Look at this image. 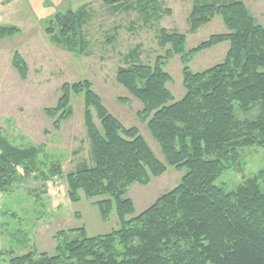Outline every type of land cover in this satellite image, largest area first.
<instances>
[{"label": "trees", "instance_id": "trees-1", "mask_svg": "<svg viewBox=\"0 0 264 264\" xmlns=\"http://www.w3.org/2000/svg\"><path fill=\"white\" fill-rule=\"evenodd\" d=\"M142 1L146 3L138 12L158 21L161 4L157 0L103 3L128 11L130 3L140 5ZM215 15L220 16L226 33L212 35L185 52V36L161 28L158 45L170 46L163 57L152 67L133 63L117 69L116 82L141 103L138 116L146 121L165 165L136 128H124L108 113L89 82L61 86L56 106L44 113L58 130L70 117L71 95L83 93L90 155L89 167L65 176L67 197L77 202L82 191L87 199L101 198L94 203L101 219L106 221L114 207L120 226L94 237H87L83 228L61 231L55 236L54 254L34 250L11 258L9 264H264V168L232 192L215 185L236 162L241 148L264 149V27L242 2L192 0L189 32L195 33ZM82 16L81 10L57 16L59 33L51 40L65 48L71 46ZM49 30L45 28L47 34ZM17 31L0 27V40ZM225 42L229 48L222 63L199 73L182 68L185 93L174 101L166 87L171 78L163 71L165 62L179 55L184 65L195 53ZM12 65L24 79L27 68L19 54L13 55ZM39 151L13 147L0 134V194L39 170ZM166 166L186 172L173 190L132 216L133 204L124 197L127 188L147 185L165 173ZM53 177H61L59 167L50 170L45 180ZM76 231L80 237L68 235Z\"/></svg>", "mask_w": 264, "mask_h": 264}, {"label": "rangeland", "instance_id": "rangeland-1", "mask_svg": "<svg viewBox=\"0 0 264 264\" xmlns=\"http://www.w3.org/2000/svg\"><path fill=\"white\" fill-rule=\"evenodd\" d=\"M160 18L151 20L141 15V5L132 4L128 11L117 10L103 0H0V27L18 31L0 40V134L19 149H39L38 171L19 179L6 194H0V264L11 258L36 250L54 254L59 232L83 228L87 237L106 235L119 228L113 209L106 221L94 204L101 198L87 199L82 191L72 203L67 197L65 176L90 166L89 144L84 128V96L71 95L70 117L53 128V120L44 111L56 106L63 84L87 81L99 96L108 113L124 128H136L154 156L165 165L160 147L152 138L138 113L141 103L133 98L115 79L118 68L133 63L153 66L158 57L170 50L160 48L158 30L185 36V52L196 48L210 36L226 33L219 15L189 32L187 21L192 0H157ZM148 6V10H152ZM83 13L71 46L62 47L51 40L59 33L57 16L68 11ZM169 11V14H163ZM157 14V15H158ZM46 29H50L47 34ZM80 42V43H79ZM67 46V45H65ZM75 48V50H71ZM229 43H221L189 57L183 65L181 56H172L163 71L171 81L166 87L174 101L184 96L182 68L199 73L222 63ZM134 52V53H133ZM17 53L26 65L21 79L13 68ZM94 123L98 124L91 110ZM242 117V116H241ZM54 167L61 177L45 180ZM264 168V149L244 147L236 162L228 166L215 185L232 192L245 179L255 177ZM186 169L166 166L161 176L151 178L147 185L132 184L124 195L133 204L137 216L161 195L173 190ZM264 190V186H261ZM79 231L68 233L78 238Z\"/></svg>", "mask_w": 264, "mask_h": 264}, {"label": "crops", "instance_id": "crops-1", "mask_svg": "<svg viewBox=\"0 0 264 264\" xmlns=\"http://www.w3.org/2000/svg\"><path fill=\"white\" fill-rule=\"evenodd\" d=\"M223 2H229L233 0H220ZM242 2L257 24L264 27V0H234Z\"/></svg>", "mask_w": 264, "mask_h": 264}]
</instances>
